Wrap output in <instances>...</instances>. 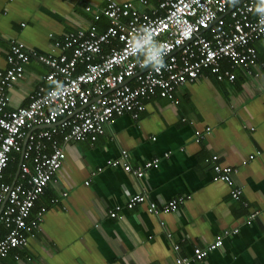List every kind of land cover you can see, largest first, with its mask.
I'll use <instances>...</instances> for the list:
<instances>
[{"label": "crops", "instance_id": "crops-1", "mask_svg": "<svg viewBox=\"0 0 264 264\" xmlns=\"http://www.w3.org/2000/svg\"><path fill=\"white\" fill-rule=\"evenodd\" d=\"M106 1L0 0V71L10 41L57 54L53 40L86 27ZM110 1L145 9L137 0ZM96 25L103 30L106 21L101 18ZM252 44L256 64L251 76L235 67L230 69L233 81L227 82L203 72L178 87L174 101L150 97L137 119L113 117L93 143L63 146V161L29 218L40 207L45 212L26 246L12 250L0 264H172L176 257L189 258L190 264H264V42ZM221 67L229 69L224 62ZM45 73L44 66L29 61L22 79L6 90V111L25 106ZM205 127L209 133L194 143L193 132ZM120 151L132 168L152 159L157 167L135 179L118 166H107ZM212 156L231 169V187L241 190L237 200L228 186L212 181ZM10 157L4 177L12 183L20 155ZM138 193L146 203L125 208ZM175 198L182 199L176 212L146 211L148 201L159 206ZM250 210L259 214L246 225ZM232 229L236 233L201 262L190 258L193 247Z\"/></svg>", "mask_w": 264, "mask_h": 264}, {"label": "built area", "instance_id": "built-area-1", "mask_svg": "<svg viewBox=\"0 0 264 264\" xmlns=\"http://www.w3.org/2000/svg\"><path fill=\"white\" fill-rule=\"evenodd\" d=\"M137 3L145 9L138 11L131 3L107 0L91 15L86 27L53 40L57 54H41L16 41L8 43L4 68L0 71V225L4 230L0 235V260L8 252L26 246V237L45 212L40 207L29 218L34 202L61 165L63 146L94 142L113 117L129 115L137 119L144 109L143 102L150 97L174 101V91L200 78L204 70L217 81L232 82L234 75L230 69L235 67L246 76L252 75L256 61L252 43L264 41V23L256 12L259 0L236 3L154 0L152 4L137 0ZM83 10L89 12L90 8L86 6ZM101 18L106 27L100 32L96 22ZM141 27L150 28L155 40L166 45V68L161 72L151 66L142 67L144 57L132 53L133 37L140 34ZM31 60L44 66L46 73L30 92L25 106L6 111L9 102L6 90L22 79L24 66ZM222 62L229 69L222 68ZM209 131L208 127L194 131L193 142L199 143ZM12 153L20 157L14 181L7 184L2 178L4 169L13 160ZM216 160V156L209 158L212 181L228 186L231 199L237 200L241 190L231 187V169L221 167ZM157 163V159H152L132 168L127 153L120 151L118 159L107 161L106 165L118 166L141 179ZM142 202L146 203V197L134 194L125 208ZM181 203V198L159 206L148 201L146 211L152 215L176 212ZM258 214L257 210H250L244 223L250 224ZM114 216V212L109 213L110 218ZM229 233H236V229L223 231L203 247H193L190 258L201 262L208 252L221 246ZM188 259L176 257L172 264H190Z\"/></svg>", "mask_w": 264, "mask_h": 264}, {"label": "clouds", "instance_id": "clouds-1", "mask_svg": "<svg viewBox=\"0 0 264 264\" xmlns=\"http://www.w3.org/2000/svg\"><path fill=\"white\" fill-rule=\"evenodd\" d=\"M236 2L237 0H232V3ZM256 12L261 15V23H264V0H259V3L256 6ZM139 33L140 34L133 37L132 53L138 57L140 55L144 57L143 61H141L142 67L151 66L154 71L161 72V70L166 68V64L164 62V56L167 52L166 45L155 40L150 28L141 27V29H139Z\"/></svg>", "mask_w": 264, "mask_h": 264}, {"label": "trees", "instance_id": "trees-1", "mask_svg": "<svg viewBox=\"0 0 264 264\" xmlns=\"http://www.w3.org/2000/svg\"><path fill=\"white\" fill-rule=\"evenodd\" d=\"M104 29V28H103ZM102 31V29L100 30V32ZM261 41H263V40H261ZM255 42V41H254ZM252 46H253V44H252ZM255 64H256V61H255ZM255 68V65H254V67L253 68H251V72L253 71V69ZM208 72V70H204V72ZM253 73V72H252ZM212 75V74H211ZM213 76V75H212ZM214 77V76H213ZM249 77V76H248ZM214 79H215V77H214ZM221 81H225L224 79L223 80H221ZM8 166L9 165H7V167L4 169V172H3V178H2V182H4V183H7V184H10V182H11V178H9V179H5V177H4V173H5V171H6V169L8 168ZM13 171H14V168H13ZM35 203V202H34ZM3 233H4V230L2 229V226L0 225V235H3ZM11 252V251H10ZM10 252H8V253H10ZM3 259V258H2Z\"/></svg>", "mask_w": 264, "mask_h": 264}, {"label": "rangeland", "instance_id": "rangeland-1", "mask_svg": "<svg viewBox=\"0 0 264 264\" xmlns=\"http://www.w3.org/2000/svg\"><path fill=\"white\" fill-rule=\"evenodd\" d=\"M258 41V40H257ZM262 42H264V41H262Z\"/></svg>", "mask_w": 264, "mask_h": 264}, {"label": "water", "instance_id": "water-1", "mask_svg": "<svg viewBox=\"0 0 264 264\" xmlns=\"http://www.w3.org/2000/svg\"><path fill=\"white\" fill-rule=\"evenodd\" d=\"M16 172H17V170H16Z\"/></svg>", "mask_w": 264, "mask_h": 264}]
</instances>
